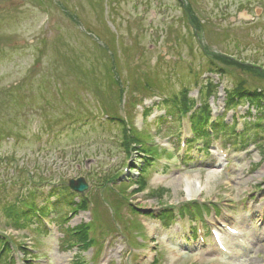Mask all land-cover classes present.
<instances>
[{
  "label": "rangeland",
  "instance_id": "rangeland-1",
  "mask_svg": "<svg viewBox=\"0 0 264 264\" xmlns=\"http://www.w3.org/2000/svg\"><path fill=\"white\" fill-rule=\"evenodd\" d=\"M263 91L264 0H0V264H264Z\"/></svg>",
  "mask_w": 264,
  "mask_h": 264
},
{
  "label": "trees",
  "instance_id": "trees-1",
  "mask_svg": "<svg viewBox=\"0 0 264 264\" xmlns=\"http://www.w3.org/2000/svg\"><path fill=\"white\" fill-rule=\"evenodd\" d=\"M263 95H264V91H263ZM227 103L226 106L230 107L232 106L233 104H235V100H238L239 98H244L249 106L251 107H255V109L257 110V106L260 105L258 104L257 101H259V99L261 100L262 97H261V93H260V90L258 89H250V88H243L242 90H238V91H232V92H229L228 95H227ZM187 99L184 98L182 99V102L184 103V105H181V107H177L174 105V107L177 109V110H181V111H186L185 110V107L187 105H189L187 102ZM252 103V105H251ZM257 103V104H256ZM172 106V105H170ZM197 112H200V116L199 117H194V129L193 131L196 132L199 136H201V138H203V141L206 142L208 140V138H205L203 136L207 135L209 136V132H208V128L206 125H208V123L210 122V116H209V111H208V108L206 105L203 106V108H199V110ZM175 116H177V112H175ZM215 123L218 124V120L215 119ZM224 125V124H223ZM206 150V148H204ZM75 197H77V200L76 198H74L73 196H71L70 198V204L71 205L70 207L71 208V211L72 212H76V208L78 209H84L86 207L85 205V202H86V199L85 198H82L80 196H78L76 193H73L71 192ZM74 205V206H73ZM28 212V211H26ZM72 233H71V236H74L76 241L81 245V246H84V247H89L91 245V240L87 237V232L86 230L83 228H74L73 230H71ZM8 249V244L3 242L2 243V248L1 250H6Z\"/></svg>",
  "mask_w": 264,
  "mask_h": 264
},
{
  "label": "water",
  "instance_id": "water-1",
  "mask_svg": "<svg viewBox=\"0 0 264 264\" xmlns=\"http://www.w3.org/2000/svg\"><path fill=\"white\" fill-rule=\"evenodd\" d=\"M69 186L77 192H83L87 188L82 178H78L76 180L71 179L69 181Z\"/></svg>",
  "mask_w": 264,
  "mask_h": 264
},
{
  "label": "bare ground",
  "instance_id": "bare-ground-1",
  "mask_svg": "<svg viewBox=\"0 0 264 264\" xmlns=\"http://www.w3.org/2000/svg\"><path fill=\"white\" fill-rule=\"evenodd\" d=\"M185 186H186V190L188 192L187 194H188V198H189V196L193 193V190H192V187L190 184V180H188L187 178L185 180Z\"/></svg>",
  "mask_w": 264,
  "mask_h": 264
}]
</instances>
